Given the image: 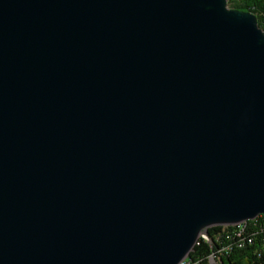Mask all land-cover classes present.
<instances>
[{
    "label": "water",
    "instance_id": "water-1",
    "mask_svg": "<svg viewBox=\"0 0 264 264\" xmlns=\"http://www.w3.org/2000/svg\"><path fill=\"white\" fill-rule=\"evenodd\" d=\"M227 0H0V264H179L264 214V30Z\"/></svg>",
    "mask_w": 264,
    "mask_h": 264
},
{
    "label": "trees",
    "instance_id": "trees-1",
    "mask_svg": "<svg viewBox=\"0 0 264 264\" xmlns=\"http://www.w3.org/2000/svg\"><path fill=\"white\" fill-rule=\"evenodd\" d=\"M227 7L250 11L264 30V0H227ZM256 218V219H255ZM243 225L210 226L189 252L186 264H209L213 254L218 264H264V214ZM225 247V248H224Z\"/></svg>",
    "mask_w": 264,
    "mask_h": 264
},
{
    "label": "built area",
    "instance_id": "built-area-1",
    "mask_svg": "<svg viewBox=\"0 0 264 264\" xmlns=\"http://www.w3.org/2000/svg\"><path fill=\"white\" fill-rule=\"evenodd\" d=\"M235 225H243V227H244V221L243 222H241V223H238V224H235ZM200 237H202L203 239H205V240H208V238H207V236H206V234L203 232L201 235H200ZM225 248V247H224ZM186 260L187 259H185L183 262H181V263H179V264H186L185 262H186ZM216 259H215V257L213 256V254H211L210 256H209V264H218L216 261H215Z\"/></svg>",
    "mask_w": 264,
    "mask_h": 264
},
{
    "label": "rangeland",
    "instance_id": "rangeland-1",
    "mask_svg": "<svg viewBox=\"0 0 264 264\" xmlns=\"http://www.w3.org/2000/svg\"><path fill=\"white\" fill-rule=\"evenodd\" d=\"M227 4H228V1H227ZM227 4H226V6H227Z\"/></svg>",
    "mask_w": 264,
    "mask_h": 264
},
{
    "label": "bare ground",
    "instance_id": "bare-ground-1",
    "mask_svg": "<svg viewBox=\"0 0 264 264\" xmlns=\"http://www.w3.org/2000/svg\"><path fill=\"white\" fill-rule=\"evenodd\" d=\"M256 219V218H255ZM244 224H245V222H244Z\"/></svg>",
    "mask_w": 264,
    "mask_h": 264
}]
</instances>
